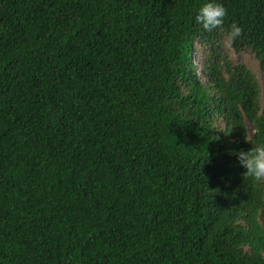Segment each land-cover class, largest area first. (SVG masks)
<instances>
[{
  "label": "trees",
  "instance_id": "trees-1",
  "mask_svg": "<svg viewBox=\"0 0 264 264\" xmlns=\"http://www.w3.org/2000/svg\"><path fill=\"white\" fill-rule=\"evenodd\" d=\"M203 2L0 0V264H264V0Z\"/></svg>",
  "mask_w": 264,
  "mask_h": 264
},
{
  "label": "clouds",
  "instance_id": "clouds-1",
  "mask_svg": "<svg viewBox=\"0 0 264 264\" xmlns=\"http://www.w3.org/2000/svg\"><path fill=\"white\" fill-rule=\"evenodd\" d=\"M226 15V8L219 0H204L194 14L193 23L210 32L223 27ZM241 34V27L233 22L228 28L227 39L236 40ZM249 144L251 147L247 151L236 153L239 164L245 169L243 175L258 183L264 182V140Z\"/></svg>",
  "mask_w": 264,
  "mask_h": 264
},
{
  "label": "rangeland",
  "instance_id": "rangeland-1",
  "mask_svg": "<svg viewBox=\"0 0 264 264\" xmlns=\"http://www.w3.org/2000/svg\"><path fill=\"white\" fill-rule=\"evenodd\" d=\"M198 50H199V48L196 49V51H195V53L193 55V61H194V63L196 65H198L199 57H200ZM232 59L236 60L237 58H236V56H233ZM239 61L248 62L251 65V67L254 70V72L257 73V74L259 73V69H258L256 63L253 61V59L251 57H249V56H241L239 58Z\"/></svg>",
  "mask_w": 264,
  "mask_h": 264
}]
</instances>
